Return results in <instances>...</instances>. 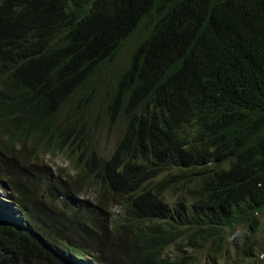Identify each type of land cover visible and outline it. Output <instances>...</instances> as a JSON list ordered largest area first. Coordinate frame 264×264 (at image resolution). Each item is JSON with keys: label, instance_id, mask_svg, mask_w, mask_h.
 <instances>
[{"label": "trees", "instance_id": "16d2710c", "mask_svg": "<svg viewBox=\"0 0 264 264\" xmlns=\"http://www.w3.org/2000/svg\"><path fill=\"white\" fill-rule=\"evenodd\" d=\"M261 219L264 0H0V264H195Z\"/></svg>", "mask_w": 264, "mask_h": 264}, {"label": "rangeland", "instance_id": "374dc122", "mask_svg": "<svg viewBox=\"0 0 264 264\" xmlns=\"http://www.w3.org/2000/svg\"><path fill=\"white\" fill-rule=\"evenodd\" d=\"M104 89L105 87L102 88L97 98L94 110L95 115H97L98 108L105 97L106 90ZM100 123L98 125H100ZM94 129L95 135L93 139L100 151L106 154L112 152L120 139L121 127L114 134L107 126ZM44 161L48 162L55 171L60 169L72 170L66 162V159L62 156H47ZM1 195L3 196L4 194L1 193ZM86 197L85 200L92 199L91 196ZM79 200H81V198H79ZM111 214L120 216V212L117 208H113ZM260 225V228L254 229H250L248 226L238 227L235 231V235L237 236L236 241L231 239L230 234L226 232L228 251L219 252L215 250L212 245H208L205 248L189 249L188 253L196 259L195 264H264V219H261ZM241 247L247 248V251H249L248 257L242 254L240 251ZM250 249L252 250L250 251ZM174 252L175 248L171 249L169 253L173 254Z\"/></svg>", "mask_w": 264, "mask_h": 264}, {"label": "clouds", "instance_id": "9594fccd", "mask_svg": "<svg viewBox=\"0 0 264 264\" xmlns=\"http://www.w3.org/2000/svg\"><path fill=\"white\" fill-rule=\"evenodd\" d=\"M45 157L47 156H44L42 155L41 158H40V161L42 163H44L45 165L49 166L52 171L48 170L47 168H45V170L51 175L52 178H56L57 179V182L59 183V185L62 187L58 193V199L56 202H53L55 203L57 206L61 205V201L64 200V188H65V185L67 184L66 181H65V178L62 176L64 170L60 169V170H57L55 171L49 164L48 162L44 161L45 160ZM61 172V174H59ZM77 201H81L79 200V197L78 196H75V200H74V204H76Z\"/></svg>", "mask_w": 264, "mask_h": 264}]
</instances>
